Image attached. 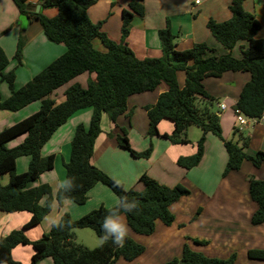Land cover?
<instances>
[{"label":"trees","instance_id":"trees-1","mask_svg":"<svg viewBox=\"0 0 264 264\" xmlns=\"http://www.w3.org/2000/svg\"><path fill=\"white\" fill-rule=\"evenodd\" d=\"M38 1L40 8L35 11V6L27 0H12L19 20H38L45 37L51 42H62L66 49L24 85L15 88V73L13 70L4 71L8 58L0 46V80L5 81L10 90L9 95L0 100V109L17 111L33 101H40L35 112L0 130V174L9 175L8 182L0 184V211L27 210L31 213L21 229H13L0 237V263L22 264L13 259L11 253L18 244L33 247L30 264H36L43 257H50L53 264H114L119 258L134 260L143 252L144 246L129 236L123 247H117L110 241L88 247L76 240L75 228H90L100 237V221L109 209L103 205L75 219L67 212L63 213L59 218L63 227L50 228L36 240L28 239L24 233L25 228L39 223L48 214L54 199L58 203L69 199L83 204L87 200L88 190L96 183L107 186L117 199L136 200L137 208L123 214L134 233L151 234L157 220L164 225L173 222L174 215L169 207L181 196L189 194V189L184 185L177 183L170 187L141 174V190L125 188L91 163L94 141L101 131V114L107 113L115 122L118 116L125 113L127 97L131 94L153 91L161 83L167 85L155 103L145 107L149 135H159L157 124L161 119L173 122V130L161 136L174 144L190 142L186 134L188 126L201 129L196 150L192 154L179 156L176 160L179 166L189 169L199 163L206 133H212L223 143L227 153L223 174L238 169L244 159L250 160L254 166L264 162V151L249 155L245 151V140L239 145L236 141L225 139L219 115L212 110L213 98L203 85L207 75H218L228 70H248L250 79L242 86L236 107L248 118H258L264 112V37L255 36L260 23L253 13L244 9L243 0L230 1V18L224 21L209 18L206 21V27L224 53L213 54L214 48L204 42L194 43L184 52L177 51L176 35L172 33L167 20L166 25L158 30L161 55L142 59L137 58L128 46L126 37L133 12L143 13V0H132L128 4L129 9L122 10L121 34L117 42L101 30L102 21L92 22L88 17L87 8L95 0ZM51 7H55L57 13L48 17L43 11ZM96 37L104 45V51L93 47L92 40ZM239 40L247 43L241 50V56L235 57L231 49ZM23 45L24 36L21 34L14 53L19 63ZM188 59L192 60L189 65L186 62ZM177 71L185 73L182 86L177 82ZM81 74L87 75L85 83L75 81ZM64 85L63 98H52L53 92ZM198 98L207 99V102L202 103ZM87 107L91 108L89 124L75 127L70 140L69 159L63 163L65 178L71 183L58 188L54 196L48 183L28 186L43 171L53 167L54 155H41L42 146L72 113ZM23 133L25 136L19 143L6 146L7 141ZM116 140L133 156L146 158L150 155V147L140 152L130 147L124 128L122 134L116 135ZM21 156L28 157L24 171L16 169V160ZM248 182L249 195L256 205L250 221L260 224L264 222V179L249 177ZM247 254L252 258H264L263 250L251 249ZM178 263L233 264V260L204 256L184 243L180 258H173L164 264Z\"/></svg>","mask_w":264,"mask_h":264},{"label":"crops","instance_id":"crops-1","mask_svg":"<svg viewBox=\"0 0 264 264\" xmlns=\"http://www.w3.org/2000/svg\"><path fill=\"white\" fill-rule=\"evenodd\" d=\"M27 1L34 6L39 4L38 0ZM131 1L95 0L87 8V15L92 22L102 21L101 30L106 33L108 38L117 42L121 34V12L123 9H129L128 4ZM230 1L143 0V13L140 15L133 12L126 42L139 59L159 57L161 47L158 30L163 28L168 20L172 33L176 35L175 49L177 51L184 52L191 48L194 43L204 42L214 48L213 54L224 53L222 47L206 27V21L209 18L216 21H224L230 18L231 11L228 7ZM243 7L253 13L260 23L255 36L264 37V0H243ZM43 13L52 17L57 13V9L55 7L47 8ZM18 20L19 13L12 0H0V46L4 51L6 47L12 54V50L15 51L19 36L21 34L24 36L20 63H16L14 58L15 60L8 61L4 68L5 72L13 70L15 73V88L24 85L66 49L62 42H51L45 37L42 28L37 24V22L39 23L38 20L30 22ZM97 40L94 38L92 44L100 51H104V45ZM246 43L245 40L237 41L231 49L232 55L240 57L241 50L246 46ZM6 54L8 53L6 52ZM186 62L189 65L192 60L188 59ZM83 75L76 77L75 81L80 83L86 81L87 75ZM184 77V71L176 72L179 86L183 85ZM249 79L250 72L248 70H228L218 75H207L203 79V85L206 92L213 98L212 110L219 115L222 135L225 139L236 141L239 145L245 140L246 153L253 155L257 151H264V121L249 120L247 124L241 127L236 122V109H238L236 101L242 86ZM60 89L62 90V88ZM166 89L167 85L161 83L153 91L129 95L125 113L118 116L115 122L111 121L107 113L103 112L100 119L101 131L94 141L91 163L125 188L141 190L143 184L139 180V176L146 174L164 185L171 187L180 183L189 189V194L181 196L170 205L169 209L174 215V220L170 225H164L157 220L153 232L148 235L134 233L127 225L128 236L142 245L141 239L144 238L160 242L163 237L167 241L169 236H176L177 245L180 248L179 256H181L185 240L178 236L180 231L176 229V225L178 222H185L184 225L186 226L183 229L190 228L193 230L192 238L202 242H196L193 239L196 244L193 246L199 247V251L206 250L209 257H226L230 249H238L239 252L243 250L244 254L249 248L258 249V244L248 247L242 239L246 242L248 231L257 235L259 229L264 227V222L255 226L250 223V217L256 205L248 191L249 177L264 179V162L259 166H254L250 160L244 159L238 169L223 174L227 161V153L223 143L212 133H206L203 142V155L199 163L189 169L179 166L176 163L177 158L181 155L192 154L196 150V141L202 131L200 128L190 125L186 129L190 142L174 144L161 136L162 133H170L173 130V122L168 119H161L157 124L159 135L148 134V118L145 107L155 103L158 95ZM9 93L7 83L0 80V100L6 98ZM56 93L54 91L53 95ZM62 98L63 94L58 95V100ZM198 99L202 103L207 102V99ZM220 102L225 105L224 109L220 108ZM39 106L40 101L36 100L17 111L0 109V130L35 112ZM90 116V107L76 110L66 122L53 132L41 148V155H54L53 167L43 171L37 178L30 181L28 186L48 183L53 196L55 195L60 188L56 182L59 179H65L63 163L69 159L70 140L74 129L78 124L87 126ZM122 128L126 130V136L133 150L140 152L150 147L151 152L148 157L133 156L127 149L118 145L116 135L122 134ZM24 136L23 133L7 141L6 146L16 145ZM24 157L21 156L16 160L18 171L27 169L28 157ZM8 180L9 175L7 173L0 174V184H6ZM114 199H117V196L107 186L96 183L88 190L87 200L83 204H77L69 199L58 203L54 199L48 214L39 223L25 228L24 233L28 239L36 240L49 231L51 219L60 218L65 212L75 219L100 205L110 208ZM195 212L197 214L194 215ZM30 217L31 213L27 210L0 211V237L13 229H21ZM124 220L126 222L125 217ZM168 231L170 233H167ZM92 233L95 232L87 227L74 229L76 240L88 247L98 245L99 237L96 233ZM242 233L245 234V237H242ZM93 235H96L97 239ZM255 235L252 237H256ZM147 236L149 238H146ZM232 237L234 240L231 239ZM215 251L221 252L223 255L213 253ZM33 252L34 249L30 244H18L11 253L16 261L22 264H30ZM144 252L145 247L143 252L134 260L125 261L119 258L114 264L119 261V264H136V260H139L138 258ZM242 259L246 263V258L242 257ZM0 264L6 263L1 262ZM36 264H53V261L50 257H43Z\"/></svg>","mask_w":264,"mask_h":264},{"label":"rangeland","instance_id":"rangeland-1","mask_svg":"<svg viewBox=\"0 0 264 264\" xmlns=\"http://www.w3.org/2000/svg\"><path fill=\"white\" fill-rule=\"evenodd\" d=\"M195 13H196V11H195ZM37 24H39V26L41 27L40 23L37 22ZM95 40H97L100 43V39L98 37H96ZM93 47L95 49L99 50L94 45H93ZM237 48H238V45H237ZM5 51L9 54V55L6 54L8 61L14 59L15 51L12 50V54H11V52L6 47H5ZM216 55H219V54H216ZM16 63H17V60H16ZM83 76H86V74H84ZM65 87L66 86L64 85V86H61L60 88H62V90H63ZM60 88L55 90L57 93L55 95L52 94V98L58 99V95L59 96L62 95L61 94L62 90ZM22 158H25V157L22 156ZM195 214H197V213L195 212L194 215ZM191 220H192V218H191ZM250 223H251V221H250ZM184 224H185V222H178L177 223L176 229H178V231H180L178 236H181L184 238V240H185L184 243H186L191 250L197 251V252L203 254L204 256H208L206 250H203V251L200 250L199 251V247L193 246V245H196L194 243V240H196V238H192L193 237L192 233H194V232L190 228H187L186 230H184L183 227L186 226ZM251 225L255 226L258 224H252L251 223ZM178 231H177V233H178ZM167 233H170V232L168 231ZM258 233L259 234L255 235L254 233L248 231L246 233V242L243 239H242V241L244 243H246L248 245V247H251V245H254V244H258L259 245L258 249L264 251V227L260 228ZM92 234H95V233H92ZM253 235H255L256 237H252ZM93 236H95V238L97 239L96 235H93ZM242 237H245L244 233H242ZM146 238H149V237L147 236ZM233 238L234 237H232L231 239L234 240ZM141 241H142L143 245H145L144 246L145 252L138 258L139 260H136V264H164L166 262L171 261L173 258H180V256H179L180 255V248L177 245V237L176 236H174V237L169 236L167 241H165L164 237L162 238V240H160V242H154L153 239L150 240V239H145V238L141 239ZM251 249H257V248H249L248 250H251ZM213 253H217L220 256L223 255L221 252H218V251H215ZM243 254H244L243 250H241L239 252L238 249H230L227 252L226 257L225 256H223V257L210 256V257H216V258H220V259L232 258L233 264H264V258L249 257L247 252L244 255ZM242 257L246 258V263H244L242 261L243 260ZM178 260H180V259H178ZM119 262H117L116 264H119ZM178 264H181V263H178Z\"/></svg>","mask_w":264,"mask_h":264},{"label":"clouds","instance_id":"clouds-1","mask_svg":"<svg viewBox=\"0 0 264 264\" xmlns=\"http://www.w3.org/2000/svg\"><path fill=\"white\" fill-rule=\"evenodd\" d=\"M71 181L67 178L58 180L60 187L65 184H70ZM137 208V202L135 199H127L121 197L114 199L112 206L107 210L106 214L100 221V237L97 241L98 244L103 245L107 242L117 247H123L126 238L128 236V226L124 220V213H131ZM50 228L63 227V224L59 218H53L49 221Z\"/></svg>","mask_w":264,"mask_h":264},{"label":"built area","instance_id":"built-area-1","mask_svg":"<svg viewBox=\"0 0 264 264\" xmlns=\"http://www.w3.org/2000/svg\"><path fill=\"white\" fill-rule=\"evenodd\" d=\"M219 105H220V108L221 109H224L225 108V105L222 102H220ZM249 120H251V121H264V112L258 118H248L245 115H243L241 113V111H239L238 109H236V122H237V125L239 127L247 124Z\"/></svg>","mask_w":264,"mask_h":264},{"label":"water","instance_id":"water-1","mask_svg":"<svg viewBox=\"0 0 264 264\" xmlns=\"http://www.w3.org/2000/svg\"><path fill=\"white\" fill-rule=\"evenodd\" d=\"M39 8H40V5H39V4H37V5L35 6V11H38V10H39Z\"/></svg>","mask_w":264,"mask_h":264}]
</instances>
